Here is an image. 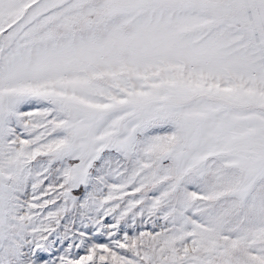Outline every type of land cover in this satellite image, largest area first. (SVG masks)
Returning a JSON list of instances; mask_svg holds the SVG:
<instances>
[{
	"label": "snow or ice",
	"instance_id": "6c2138e0",
	"mask_svg": "<svg viewBox=\"0 0 264 264\" xmlns=\"http://www.w3.org/2000/svg\"><path fill=\"white\" fill-rule=\"evenodd\" d=\"M0 264H264V0H0Z\"/></svg>",
	"mask_w": 264,
	"mask_h": 264
}]
</instances>
